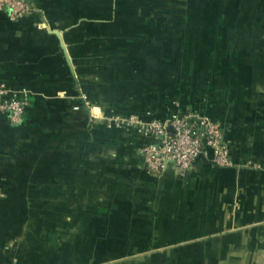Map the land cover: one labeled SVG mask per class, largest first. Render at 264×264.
<instances>
[{
  "label": "crops",
  "instance_id": "crops-1",
  "mask_svg": "<svg viewBox=\"0 0 264 264\" xmlns=\"http://www.w3.org/2000/svg\"><path fill=\"white\" fill-rule=\"evenodd\" d=\"M31 1L39 9L32 16L12 21L0 11V82L29 91L19 125L0 114V264H23V245L3 239L30 237L19 228L37 221L32 205L44 207V237L52 232L47 206L68 205L65 238H91L87 252L116 261L141 254L140 264H264V0H223V52L212 48L202 75L182 84L192 66L180 48L166 97L172 102L165 115L190 111L217 120L233 164L200 160L183 176L168 162L158 177L137 153L154 139L129 130L117 145L105 116L156 111L162 99L149 100L143 85L116 100L101 96L93 87L97 67L117 44L64 33L83 28L89 15L111 14L121 0ZM9 221L22 226L6 229ZM27 251L34 255L36 247Z\"/></svg>",
  "mask_w": 264,
  "mask_h": 264
},
{
  "label": "rangeland",
  "instance_id": "rangeland-1",
  "mask_svg": "<svg viewBox=\"0 0 264 264\" xmlns=\"http://www.w3.org/2000/svg\"><path fill=\"white\" fill-rule=\"evenodd\" d=\"M139 2H143V4ZM137 3L139 5L134 6L130 0H121V5L117 4L111 14H94L89 17L85 14V18L89 19L83 20L80 25L83 28L76 30L73 29L74 27L68 26L64 33H73L74 37L78 39H76L77 41H99V44L103 46L110 41L117 44L116 48L109 49L111 54L109 57H100V67H97L99 74L97 84L94 83L93 87L99 90L101 96L104 92L113 93L112 100H116L118 96L121 98L123 93L132 87L143 85L145 89H148L149 100H155L156 97L162 99L156 111L161 110L165 115L168 112V108H165L166 105L171 106L170 102H172L170 98L166 97L175 84L171 73L178 64V50L183 49L186 63L189 61L192 66L187 70L191 72H189L191 78L188 81H185L184 78L182 84H187L192 78L194 81L192 80L190 83H194L196 77L202 75L204 68L210 64L209 52L212 48L216 46L223 52V0H137ZM203 41H216L217 45L209 46ZM102 60L109 62L106 63ZM87 69L90 70L88 64ZM160 84L165 86L164 88L168 87L166 91L165 89L158 90ZM157 91L163 93H157ZM94 111L97 115L102 113L101 110L95 109ZM110 111L107 117L105 116V125L108 130L115 131L117 145L125 140L121 133L132 129L109 127L107 124L109 117L116 114L141 113L159 116L156 114L158 112L150 109L139 113L126 110ZM87 147L92 148L89 145ZM90 164L91 161L88 160L86 169L91 167ZM29 208L36 214L35 224L23 222L22 226V222H1L6 229L22 226L19 230L25 234H28L30 230V237H24L23 242H21L22 239L10 235H6L3 239L4 244L9 247L23 245L24 250L21 253L20 261H23V264H32V257H34L35 264H118L123 262L140 264L141 259H145V255L133 254L116 261L119 258L109 259L103 252H97L98 255L95 252L91 253L90 250L87 252L93 242V240L90 241L91 238H65L62 231L66 227L72 228L70 221L65 222L64 220V214L69 212L68 205L47 206V209L51 210V214H53V221L47 223L52 228L49 235L51 239L46 238L43 236V222L40 220L44 207L32 205ZM59 235H62L63 238L60 237V239ZM27 246L36 247L34 255L32 252L29 254ZM147 257H153V255Z\"/></svg>",
  "mask_w": 264,
  "mask_h": 264
},
{
  "label": "built area",
  "instance_id": "built-area-1",
  "mask_svg": "<svg viewBox=\"0 0 264 264\" xmlns=\"http://www.w3.org/2000/svg\"><path fill=\"white\" fill-rule=\"evenodd\" d=\"M0 11L16 21L35 15L39 9L31 0H0ZM28 106V89H12L0 82V114L11 124L19 125L23 121ZM107 124L132 129L154 139L137 150L145 171L151 176H159L170 160L177 175H187L202 160L200 154L217 166L233 164L231 143L224 139L220 123L207 116L190 111L164 116L116 114L109 117Z\"/></svg>",
  "mask_w": 264,
  "mask_h": 264
},
{
  "label": "water",
  "instance_id": "water-1",
  "mask_svg": "<svg viewBox=\"0 0 264 264\" xmlns=\"http://www.w3.org/2000/svg\"><path fill=\"white\" fill-rule=\"evenodd\" d=\"M199 158H201V159L204 160V161H207L206 158H205L202 154L199 155ZM168 162H171V163H172V160H170V161H168Z\"/></svg>",
  "mask_w": 264,
  "mask_h": 264
},
{
  "label": "trees",
  "instance_id": "trees-1",
  "mask_svg": "<svg viewBox=\"0 0 264 264\" xmlns=\"http://www.w3.org/2000/svg\"><path fill=\"white\" fill-rule=\"evenodd\" d=\"M140 115H143V114H140ZM156 115V114H155ZM157 115H159V114H157ZM160 116V115H159ZM155 177H158V176H155Z\"/></svg>",
  "mask_w": 264,
  "mask_h": 264
}]
</instances>
